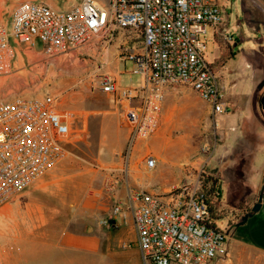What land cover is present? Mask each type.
<instances>
[{"label": "built area", "instance_id": "2783aa9c", "mask_svg": "<svg viewBox=\"0 0 264 264\" xmlns=\"http://www.w3.org/2000/svg\"><path fill=\"white\" fill-rule=\"evenodd\" d=\"M223 21L218 0H80L67 10L22 1L13 9L9 29L0 25V75L14 66L16 49L10 38L27 49H34L38 40L48 57H70L94 38L109 42L116 30L141 37V51L122 50L133 65L131 72L141 75L140 86L122 87L107 74L99 81L118 125L127 131L129 153L136 141L158 129L168 88L189 87L212 116L229 112L204 42L207 27L216 30ZM81 132L78 113L60 108L58 97L50 93L0 100V206L59 165L69 154L67 145ZM145 164L153 169L154 157L146 156ZM206 175H189L162 196L132 189L126 201L113 202L109 218L101 223L124 221L130 213L143 264H208L225 257L227 234L216 225L205 197ZM117 185L118 175L110 172L102 191L110 196Z\"/></svg>", "mask_w": 264, "mask_h": 264}, {"label": "crops", "instance_id": "0c3cea01", "mask_svg": "<svg viewBox=\"0 0 264 264\" xmlns=\"http://www.w3.org/2000/svg\"><path fill=\"white\" fill-rule=\"evenodd\" d=\"M22 1L41 2L56 10L71 9L80 2V0H9L6 9L7 20L0 21V25L5 29H9L13 9ZM9 41L16 49L13 68L18 55H26V52L42 53V50L27 49L11 38ZM256 41L258 46L254 45L253 49L234 52L232 47H236L240 42L236 37L229 48L231 59L220 63L216 71L223 101L229 106V112L223 115L238 112L240 119L238 133H235L237 128L233 124L227 130L218 132L215 129L217 123L213 127L214 135L218 136L214 138L211 157L214 162L213 170H216L214 175L218 176V196L212 198L211 206L216 219L227 220L224 227L227 234V253L225 257L214 259L208 264H264V236L261 235L262 238L258 241L248 235L239 236L235 233L240 225L259 211L264 216V110L259 105L260 96L264 93V85H261L264 83V38ZM215 48L217 50L216 44ZM123 49L141 51L142 38L131 36L126 29L116 30L109 42L99 38L90 40L81 48L79 55L86 54L101 65L106 63L107 67L102 73L113 76L120 85V78L126 73L119 68V61L125 59L122 55ZM235 57L238 59V65L234 62ZM217 59L218 56L214 60ZM240 66L249 71V79L248 77L244 79L239 74ZM132 67L131 63L129 74ZM108 103L106 108L99 111H76L82 131L86 127L91 129L92 125H96L98 143L107 153L105 159L109 160L102 173L91 175V186L94 187L92 195L75 202L71 214L63 221H52L54 219L39 215L35 218L30 216L31 212L39 213L44 209V205L31 197L49 193L47 185L29 187L18 193L12 200L15 210L7 217V223L11 225L10 230L0 233L3 237H0V240H5L4 253L0 254V264H143L136 244L131 214L128 213L124 221L116 218V221L111 220L109 226H104L101 222L106 219L105 215L109 218L110 214L105 201L108 198L113 202L116 199L126 201L129 191L138 188L162 196L167 191L170 177L168 173L164 175L160 173L164 178L160 182L157 181L156 171L144 172L146 164L141 165L140 169H132V165L126 162L121 169L119 158H114L115 151L120 149L108 138L112 117L119 127L109 96ZM204 107L212 116L206 103ZM218 116L221 115L212 116V119L216 121ZM161 122L160 115L159 125ZM124 131L126 139L127 131L125 129ZM151 151L150 156L155 158L156 166L159 153L154 148ZM110 172L118 175V185L112 195L102 198V182ZM238 205L245 207L248 212H241L237 209ZM227 208L231 210L227 211ZM220 211L224 216L219 217ZM235 212L239 215L237 216ZM119 223H128L130 229L126 234L127 239L124 237L118 239L122 247L115 249L108 245L107 238L111 233L118 232Z\"/></svg>", "mask_w": 264, "mask_h": 264}, {"label": "rangeland", "instance_id": "374dc122", "mask_svg": "<svg viewBox=\"0 0 264 264\" xmlns=\"http://www.w3.org/2000/svg\"><path fill=\"white\" fill-rule=\"evenodd\" d=\"M8 2L9 0L0 2V21L7 20ZM218 2L224 21L216 30L207 27L204 40L206 60L215 72L220 63L231 59L229 48L236 37L240 42L236 47H232L234 52L253 49L254 45L258 46L256 40L264 38V0H218ZM42 49L41 42L37 41L34 50ZM217 56L218 59L214 60ZM234 62L236 65L239 64L237 57ZM130 66V60L119 61V68L126 71L120 78L119 83L122 87H138L141 84L140 74L128 73ZM106 67V63L103 65L95 63L94 59L86 54L48 57L43 52L40 54L26 52V55H18L15 67L9 74L0 75V100L50 93L58 97L62 109L99 111L109 104L108 95L99 88L100 78L104 75L102 70ZM238 71L242 78L249 79V71L243 66H240ZM204 105L205 102L189 87L168 88L161 108V124L153 135L136 141L129 153L125 131L117 126L115 118L112 117L108 138L120 149L115 151L114 158H119L121 169L126 162L132 165V169H140V166L145 164L146 156L152 155L151 149L154 148L159 154L156 166L151 171H156V180L159 182L164 178L160 173L161 175L168 173L170 177L168 188L182 183L189 175L199 176L202 172L216 173L211 157L214 138L218 136L214 135V120ZM239 119L238 112L218 116L215 129L217 132L227 130L233 124L237 128L235 133H238ZM98 140L96 125H92L91 129L86 127L74 143L67 145L69 152L67 157L31 186L47 185L50 191L31 197L45 206L39 213L31 212V217L39 215L54 219L52 221H63L71 214L75 202L92 195L94 187L91 186V175L102 173L106 162L109 161L105 159L107 153L99 145ZM144 172L149 173L146 165ZM101 195L102 198L107 196L103 191ZM105 202L110 211L113 200L108 198ZM12 203L11 201L0 206V233L10 230L11 225L7 223V217L15 210ZM230 210L227 208V211ZM235 214L239 215L237 212ZM222 216L224 214L220 211L219 217ZM226 222L224 218L217 219L216 225L224 229ZM119 227L118 232L111 233L107 238L108 245L115 249L122 247L118 239L121 237L127 239L126 234L130 229L128 223H119ZM235 233L239 236L248 235L253 240L260 241L261 235L264 236V216L259 211L240 225ZM4 244L5 240L1 239L0 254L4 253Z\"/></svg>", "mask_w": 264, "mask_h": 264}, {"label": "trees", "instance_id": "16d2710c", "mask_svg": "<svg viewBox=\"0 0 264 264\" xmlns=\"http://www.w3.org/2000/svg\"><path fill=\"white\" fill-rule=\"evenodd\" d=\"M203 189L205 197L211 201L212 198H217L218 196V176L214 175V173L207 174L204 178ZM241 212H248L245 207H241V205L237 206ZM111 223V222H110Z\"/></svg>", "mask_w": 264, "mask_h": 264}, {"label": "water", "instance_id": "95a60500", "mask_svg": "<svg viewBox=\"0 0 264 264\" xmlns=\"http://www.w3.org/2000/svg\"><path fill=\"white\" fill-rule=\"evenodd\" d=\"M261 85H264V83H262ZM259 105H260L261 109L264 110V93H262V95L260 96Z\"/></svg>", "mask_w": 264, "mask_h": 264}]
</instances>
